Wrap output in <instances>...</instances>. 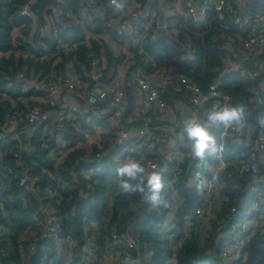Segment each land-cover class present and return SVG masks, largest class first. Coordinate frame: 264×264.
<instances>
[{
  "label": "trees",
  "instance_id": "16d2710c",
  "mask_svg": "<svg viewBox=\"0 0 264 264\" xmlns=\"http://www.w3.org/2000/svg\"><path fill=\"white\" fill-rule=\"evenodd\" d=\"M228 1L233 4L235 0ZM25 2L26 0H0V129L7 113L26 110L22 105L21 109L14 108L11 101H19L31 95H44V91L34 87L25 89L17 81L18 74L25 73L27 78L35 75L36 81L47 82L54 79L53 76L65 74L69 66L78 75L83 73L88 69L91 52L101 59L97 44L91 50L86 48L79 26L58 29L57 38L52 33H38L44 25V13H51L53 0H37L34 4L37 26L33 44L27 45L25 40L30 34L32 22L16 13L17 8ZM103 4L109 12V1L103 0ZM77 5L78 0H67L64 9L71 8L75 11ZM262 10L264 0L248 2L245 6L246 13ZM167 22L171 26L170 19L167 18ZM20 26H23L22 37L13 39L12 31ZM218 26L219 22L211 10L206 12L200 23L178 18L175 24L178 36L181 39L185 37L184 34L188 36L194 49L193 58L187 60L180 59L181 50L164 36L158 35L151 39V31L147 32L135 48L127 37L117 36L115 32L112 34L116 39L126 41L129 49L134 52L130 71L136 68L140 74L150 75L157 70L172 69L205 92L223 68L231 60H235L234 53L226 43L227 36L233 37L235 44L239 42V36H245V33L238 30L220 31ZM58 41L68 43L69 48H61ZM105 54L112 61L113 56L107 52ZM110 65L111 63L107 64V67ZM243 67L250 70L255 67V63H245ZM79 77L86 80L84 76ZM260 80L261 77L248 81L238 72H230L222 77L220 90L248 107L253 99H257L264 108V93L260 96L253 94ZM33 106L42 105L29 107ZM86 117L77 116L78 127L68 125L60 133L69 137L73 143L84 141V133L90 131L93 125L102 123V120L96 119L88 122ZM15 131L20 132L19 140L8 137L0 139V264H47L52 258L56 261L57 253L61 250L70 248V245L67 246L68 242L76 245L79 253L90 250L100 258L111 233L115 230L119 236H123V227L126 223L129 225L130 220L134 225V235L137 232L136 237L132 236L142 254L137 257L135 249L132 250L129 262L230 264L217 257L222 243L219 232L221 225L234 219L231 207L241 198L246 199V185L251 180L249 174L243 178L233 174L224 177V194L227 199L220 208L214 209L206 223H201L195 214L197 205L200 204L201 189L197 186L186 187L181 176L174 187L177 195L184 199L182 205L175 209L169 207L170 187L166 184L160 193L161 203L153 204L149 199L150 192L142 201L139 191L131 194L121 191V178L116 172L117 166L113 159L116 151L104 155L96 162L95 154L101 151L98 146H91L89 153L85 149L75 148L68 152L62 163L56 165L53 155L57 144L48 135L45 121L33 125L23 123ZM233 149L240 152V142H236ZM143 155L150 156V153L139 150L131 154L136 159ZM141 163L144 164L143 161ZM90 169L94 170V174L86 177L84 172ZM232 170L229 167L228 172ZM23 175L35 181L33 191L19 184ZM108 184L114 185V192L111 194L108 193ZM236 184L239 188H235ZM106 201H109V208L104 211ZM44 210H50L54 217V231L50 236L44 235ZM33 219L37 221L39 230H34V235L27 237L25 234L30 231ZM91 223L96 224V227L92 229ZM40 226L43 228L40 229ZM91 241L93 243L90 244ZM177 244L180 246L174 256L172 246ZM120 248L126 250L123 244ZM143 251L148 252V259ZM244 253L245 261L241 264H264V232H258L248 240Z\"/></svg>",
  "mask_w": 264,
  "mask_h": 264
},
{
  "label": "built area",
  "instance_id": "2783aa9c",
  "mask_svg": "<svg viewBox=\"0 0 264 264\" xmlns=\"http://www.w3.org/2000/svg\"><path fill=\"white\" fill-rule=\"evenodd\" d=\"M67 0H53L51 13H44V25L39 34L52 33L57 38V30L79 26L81 18H89L98 12L117 14L121 21L113 30L117 36H125L133 47L139 46L148 31L151 39L162 35L172 44H178L181 60L191 59L194 49L188 36L181 39L175 28V20L162 16L159 12L164 8L161 0H112L108 12L103 0H78L76 10L64 9ZM182 16L194 23L203 21L206 12L213 11L219 22L220 31L238 30L245 33L244 38L238 37L235 44L233 37L226 38V43L235 60H231L223 70L213 79L204 92L197 84L172 69L157 70L150 75H143L130 67L133 59L125 65L127 82L117 80V74L112 67L108 71L106 63L102 64L105 51H100L101 59L95 54L88 63V69L83 72L86 80H82L76 70L69 66L62 76L52 77L49 81H30L25 73L17 76L22 83L34 82L36 89L44 91L46 108L33 106L24 112L15 111L6 114L0 129V139L9 136V130L23 123L33 125L45 121L55 123L57 128H75L77 116L86 115V121L102 120L93 125L90 131L84 133V142L96 132L100 138L95 154V161L112 151H116L114 164L119 167L132 153L145 150L150 156L143 155L139 160L144 162L148 171H155L161 175L162 182L170 187V208H178L184 199L177 195L175 183L182 177L186 187L202 184L200 204L195 214L201 223H206L214 209L220 208L227 199L224 194L226 188L224 177L232 174L243 178L250 175L251 180L246 185V199L241 198L231 207L234 219L221 225L219 239L222 240L217 257L225 263L241 264L245 261L244 247L248 240L258 232H264V108L260 101L255 107L236 101L230 95L220 90L222 77L230 72H238L245 80L261 77L253 94L260 96L264 93V10L245 12L248 2L257 0H235L233 4L228 0H181ZM37 0H26L17 8L22 18L31 20L30 34L26 38L27 45L33 44V34L37 26V15L33 10ZM150 3V5H149ZM159 4V7H158ZM119 5V8L117 7ZM153 6H156L154 9ZM162 16V17H161ZM167 18L170 19L169 26ZM154 22V25L152 23ZM21 27L12 31V38H21ZM163 30V31H161ZM224 36V33H222ZM39 37H41L39 35ZM84 37V33H83ZM84 40V39H83ZM118 43L129 49V45L122 39ZM84 43V42H83ZM61 48H69L68 43L58 41ZM245 63H255L250 70L243 67ZM115 67V65H113ZM117 66V65H116ZM116 68V67H115ZM242 107L244 113L243 129L236 130V125L225 129H212L216 138L217 151L206 152L203 159L191 155L186 134L183 133L185 123L196 117L203 122L205 113L213 103ZM167 112L170 114L166 117ZM53 122V123H52ZM236 142H240L242 151L233 149ZM90 143V142H89ZM104 143V145H102ZM75 149V145L71 150ZM79 149V148H76ZM70 150V151H71ZM229 150V151H228ZM69 151V152H70ZM90 151V150H89ZM228 151V153H226ZM229 167L233 170L228 172ZM200 173L202 176H200ZM94 170L84 172L86 177L92 176ZM34 180L27 175L19 179V184L33 191ZM235 188H239L236 184ZM141 193L140 200L144 201L149 191L147 188ZM45 234L49 236L54 231V217L50 210H44ZM57 240V238H55ZM126 246L122 250L121 245ZM180 244L173 245V255ZM136 248V241L132 235L119 236L114 230L106 241L101 259L115 260L114 264H121L126 257H132V250Z\"/></svg>",
  "mask_w": 264,
  "mask_h": 264
},
{
  "label": "crops",
  "instance_id": "0c3cea01",
  "mask_svg": "<svg viewBox=\"0 0 264 264\" xmlns=\"http://www.w3.org/2000/svg\"><path fill=\"white\" fill-rule=\"evenodd\" d=\"M155 2L161 1V0H153ZM164 2V0H162ZM242 2V7L245 6V1L241 0ZM164 8H161L160 13H162V16H167L169 18H171L172 20H175L176 22L173 24L177 23L178 18H180L182 16V1L181 0H165V4L162 3ZM159 7V4H158ZM100 14H94L91 17L85 19V18H81V20L79 21L80 26H82V30L84 33V44L86 46V48L88 49H92L94 44H97V46L99 47L100 51L104 50L105 52L111 54L112 57V61L108 60L105 55L102 58V64L106 63L107 64L111 63V65L108 68V71L111 70V67L114 71V73H116L117 75V80H120V82L126 83L127 82V78H126V68L125 65L130 61V59H133V56L131 57H127L126 56V50H128V48L123 47L122 45H120L117 41V39L115 38V36L112 34V32L114 31L113 29L118 26V24L121 21V16L117 15V14H110V13H106V11L102 12H98ZM161 16V17H162ZM91 54H94V52H91ZM115 65V67L113 66ZM117 65V66H116ZM78 74V73H76ZM79 75L83 76V73H79ZM35 75L31 76L29 78L30 81H34L36 80ZM30 87H34V82H26V84L24 85L25 89H28ZM45 96H35V95H31L28 97H23L21 98L19 101H11V104L14 108L16 109H21V105L23 106V108L25 107V109L29 108L30 105H42L41 107L46 108L45 105ZM257 101L254 100V102H252L254 104V106H257ZM19 103V105H18ZM24 109V110H25ZM20 112H24L23 110H20ZM169 113L167 112L166 117H169ZM78 122V121H77ZM53 123V122H52ZM55 125V123H53ZM51 126V128H50ZM77 124L75 126V128H77ZM17 127L10 129L9 130V136L8 138H12V139H16L19 140L20 138V132L19 131H15ZM46 130H49V136H50V130H52V124H47L46 123ZM95 139L91 140V142L89 143L88 139L85 142L82 141H78L75 143H71L75 145V148H82L85 149L86 153H89V150H91V146H98V144H100V138L98 137V134L96 132L92 133V136ZM62 141V142H61ZM65 143V142H64ZM63 143V139L60 138L59 142L57 143V149H56V153H54V159L57 164H60L63 162V160L65 159V157L67 156L68 152L70 150H68V152H65L64 150L61 151V148L64 149V144ZM62 145V146H61ZM71 147V145H70ZM64 151V152H63ZM53 153V152H52ZM58 153V157L56 156V154ZM131 225V227L129 226ZM129 225L126 223L123 227V236H130L133 235L134 237H136L137 232H135V235L133 233V227L134 225L132 224L131 220L129 222ZM42 226H40L41 229ZM90 227L93 229L96 227V224L91 223ZM43 228V227H42ZM34 230H39V225L37 224V221H35L34 219L32 220V226L30 231L27 232V234H25V236L27 237H31L33 234ZM93 236V235H92ZM136 241V240H135ZM67 246H73V243H67ZM66 246V247H67ZM75 246V245H74ZM89 251L84 250L83 254H87ZM91 253H95L92 252ZM135 253H137V257H140V255L142 254L141 252H139V247L138 244L136 243V248H135ZM90 255V254H88ZM86 255V256H88ZM143 255H146L147 259L149 258L148 252L147 251H143ZM115 260H106V259H101L98 257V255L95 253L94 255V261L92 263H96V264H114ZM133 261L128 262V264H132ZM121 264H125V260L121 262Z\"/></svg>",
  "mask_w": 264,
  "mask_h": 264
},
{
  "label": "clouds",
  "instance_id": "9594fccd",
  "mask_svg": "<svg viewBox=\"0 0 264 264\" xmlns=\"http://www.w3.org/2000/svg\"><path fill=\"white\" fill-rule=\"evenodd\" d=\"M112 2L115 3V0ZM117 7L119 8V5ZM205 117L203 122L193 117L185 123L183 128L191 155L200 159L204 158L206 152L215 153L217 151L216 138L212 134V129H219L221 126L227 129L235 124L236 130L240 131L244 127L242 107H232L216 102L206 111ZM116 172L121 178L120 189L123 193L144 192L147 188L151 193L149 199L152 203H161L160 193L164 188L161 175L155 171H148L139 159H126L116 168ZM131 181H136V183H131ZM202 187V184L197 185L198 189ZM129 260L130 258L126 257L125 264H128Z\"/></svg>",
  "mask_w": 264,
  "mask_h": 264
},
{
  "label": "rangeland",
  "instance_id": "374dc122",
  "mask_svg": "<svg viewBox=\"0 0 264 264\" xmlns=\"http://www.w3.org/2000/svg\"><path fill=\"white\" fill-rule=\"evenodd\" d=\"M133 53L134 52H132V50H130V49L126 50V56L128 58L133 56ZM50 128H51V126H50ZM64 128H66V127L57 128L56 124L55 125L52 124V130H50V137H52L55 140L56 144L59 142L60 138L63 139V143L65 142L66 144L64 143L65 144L64 145V149L61 148V151L64 150L65 152H68V150L72 149V147H70V145L72 143V140L69 137H65L64 135H62L60 133V130H64ZM89 139H90L89 142H91V140H93L95 138L94 137H89ZM82 142H84V141H82ZM56 156L58 157V153L56 154ZM113 190H114V185L113 184H108V193H110V194L113 193L114 192ZM106 202H107V206L104 208V211H107L108 208H109V201H106ZM91 243H93V242L91 241L90 244ZM78 249L79 248L76 245L75 246L71 245L68 250L66 248V249L61 250L59 253H57L58 257H56V261L53 260V258H52V259L48 260L47 264H50L51 260H53L52 264H71L73 262L76 263V264H91L94 261L95 253H91V251H90V253H88L90 255L87 254L88 256H86L83 253H79ZM131 259L132 258H130V260ZM58 262H60V263H58ZM134 264H137V261H135Z\"/></svg>",
  "mask_w": 264,
  "mask_h": 264
},
{
  "label": "water",
  "instance_id": "95a60500",
  "mask_svg": "<svg viewBox=\"0 0 264 264\" xmlns=\"http://www.w3.org/2000/svg\"><path fill=\"white\" fill-rule=\"evenodd\" d=\"M149 5H150V3H149ZM161 31H163V30H161ZM174 45H175L176 47H178V46H179L178 44H175V43H174ZM181 51L183 52V50H181Z\"/></svg>",
  "mask_w": 264,
  "mask_h": 264
}]
</instances>
